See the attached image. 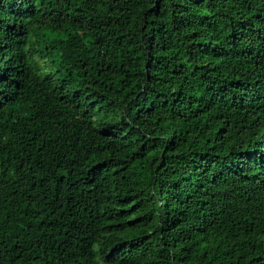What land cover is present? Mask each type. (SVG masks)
Instances as JSON below:
<instances>
[{
  "label": "trees",
  "instance_id": "trees-1",
  "mask_svg": "<svg viewBox=\"0 0 264 264\" xmlns=\"http://www.w3.org/2000/svg\"><path fill=\"white\" fill-rule=\"evenodd\" d=\"M0 264H264V0H0Z\"/></svg>",
  "mask_w": 264,
  "mask_h": 264
},
{
  "label": "rangeland",
  "instance_id": "rangeland-1",
  "mask_svg": "<svg viewBox=\"0 0 264 264\" xmlns=\"http://www.w3.org/2000/svg\"><path fill=\"white\" fill-rule=\"evenodd\" d=\"M39 60H40V62H42V59L41 58Z\"/></svg>",
  "mask_w": 264,
  "mask_h": 264
}]
</instances>
